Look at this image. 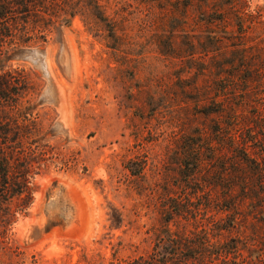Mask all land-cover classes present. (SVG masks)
Returning a JSON list of instances; mask_svg holds the SVG:
<instances>
[{
	"label": "rangeland",
	"instance_id": "374dc122",
	"mask_svg": "<svg viewBox=\"0 0 264 264\" xmlns=\"http://www.w3.org/2000/svg\"><path fill=\"white\" fill-rule=\"evenodd\" d=\"M141 1L100 0L121 24L117 44L95 32L101 24L81 11L86 0H66L63 10L58 0L49 15L40 12L43 32L28 23L24 33L17 11L9 13L13 36L0 38V103L7 117L35 121L48 146L29 216L15 228L25 264L32 255L34 264H116L154 248L161 203L175 191L181 133L203 122L191 116L192 106L181 108L180 59L164 56L175 23L170 11H145ZM220 5L228 22L222 34L215 30L223 45L209 57L224 61L223 93L230 103L245 93L263 110L264 0ZM215 78L212 94L220 95ZM140 165L141 176H132L128 167ZM203 217L171 228L209 229L212 219ZM216 234L214 241L226 238Z\"/></svg>",
	"mask_w": 264,
	"mask_h": 264
},
{
	"label": "trees",
	"instance_id": "16d2710c",
	"mask_svg": "<svg viewBox=\"0 0 264 264\" xmlns=\"http://www.w3.org/2000/svg\"><path fill=\"white\" fill-rule=\"evenodd\" d=\"M222 1L139 2L140 6L147 4L145 11H170L175 23L163 40L164 56L170 62L180 59L177 87L181 108L192 106L195 114L191 116L203 123L195 132L181 133L175 191L166 194L161 203L162 225L154 230L152 252L116 264H264V109L253 105L255 101L245 93H235V102L230 103L223 93L224 61L214 62L209 57L215 46L223 45V36L214 37L215 30L222 34L228 22ZM44 2L0 0V38L13 36L8 25L13 19L9 17L11 11L20 16L24 33L28 23L33 24L32 30L43 32L39 13L49 15L48 8L57 5L58 0ZM60 3H64L60 10L68 6L66 0ZM82 8L101 24H96L101 29L95 32H106V38L114 44L122 40L121 24L105 15L107 9L100 0H86ZM235 18L243 30V18ZM176 33L181 39L177 45ZM214 75L220 95L212 94ZM20 120L18 116L7 117L0 103V264L26 262V251L16 239L15 228L29 216L35 192L33 178L41 172L48 154L36 122L24 115ZM143 168L140 165L128 170L140 177ZM210 212L215 215L205 218ZM202 216L212 219L209 229L194 233L171 228L181 220L195 223ZM216 233L226 234V238L214 241ZM34 260L32 255L29 264Z\"/></svg>",
	"mask_w": 264,
	"mask_h": 264
}]
</instances>
